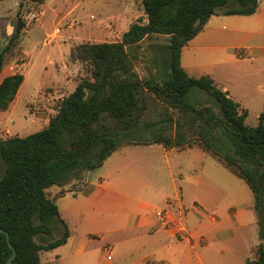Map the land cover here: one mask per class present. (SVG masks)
Listing matches in <instances>:
<instances>
[{"label": "trees", "instance_id": "obj_1", "mask_svg": "<svg viewBox=\"0 0 264 264\" xmlns=\"http://www.w3.org/2000/svg\"><path fill=\"white\" fill-rule=\"evenodd\" d=\"M142 3L146 22L131 24L119 41L84 43L70 50L71 61L90 62L93 80H80L44 128L0 140V229L13 247L0 232V264L11 256V264H41L40 251L63 245L69 230L47 189L70 178L77 181L124 143H157L178 150L197 145L242 179L252 194L260 240L246 264H264V102L257 123L248 125L247 110L226 90L209 75H189L180 61L183 46L210 16L251 15L258 0ZM154 33L169 35L167 61L158 64L156 76L142 80L129 50ZM8 48L0 51V71ZM22 82L21 73L1 80L0 111L9 107ZM194 89L205 101L191 99ZM147 94L173 108L178 118L165 108L158 122L143 124Z\"/></svg>", "mask_w": 264, "mask_h": 264}, {"label": "rangeland", "instance_id": "obj_2", "mask_svg": "<svg viewBox=\"0 0 264 264\" xmlns=\"http://www.w3.org/2000/svg\"><path fill=\"white\" fill-rule=\"evenodd\" d=\"M135 22H146L142 0H42L41 2L0 0V51L9 45L4 54L0 79L14 73L23 75L17 96L6 110L0 111V140L14 135L25 136L44 128L57 112L61 99L69 94L80 80H93L90 62L71 61L69 59L71 49L84 43L119 41L122 34ZM168 41L169 35L154 33L131 47L129 55L140 79L145 80L157 75L158 64L167 61ZM198 54L201 53L196 55ZM187 58L185 51L182 58L184 65H188ZM196 58L203 62L201 55H198L192 58V63ZM218 62L215 60L210 64L209 76L218 83V86L219 83H228L231 98H238L239 102L236 101L244 104L247 109L245 123L255 125L263 109L264 87L261 86H264V64L250 60ZM194 71L199 72L196 69ZM64 72H68L66 79ZM251 72L254 73L253 76H248L247 73ZM241 75L247 77L234 80ZM195 90L198 89L193 90L191 99L205 101L202 96L196 94ZM143 102L145 104L143 124L158 122L157 120L164 115L165 108L175 120L178 118V112L166 107L152 94H147ZM171 131L172 129L168 130L169 133ZM134 145L144 144H122L104 160L101 166L90 170L89 179L88 171H85L77 181L70 178L72 187L78 185L79 189H82L80 186L85 184L87 186L84 190L88 192L95 185L96 179L111 175L119 166L121 170L114 173L116 177L112 180H125L126 187L123 190L130 197L150 190L149 186H155L160 191L146 197L145 200L163 205L161 215L171 214L177 225L182 227L175 230L179 239L189 237L188 233L184 234L182 224L184 225L185 218L188 219L187 216L190 220L198 221L199 216L194 209H198L197 204L200 202L207 214L216 215L226 211L235 203L252 204V194L247 184L221 166L216 157L208 152L205 153L197 145L190 147L191 149L186 152H176L184 149L166 148L175 150L168 153V156L161 144L132 147ZM170 170L176 180L175 185L171 181ZM180 174L184 176L182 181L179 179ZM142 180L146 182L143 187ZM138 181L140 183H137ZM53 188L57 187L51 189ZM176 196L182 199L184 204L182 209L179 207L178 210L174 198ZM167 198L169 200L164 202ZM71 200V198L58 199L59 214L68 227L69 235L71 234L76 240L85 235L96 237L85 248V251L92 252L93 259L71 262L68 248L63 247L58 251L60 254L58 258L49 250L40 251L41 264H100L105 259V252L101 251L104 241H98V238L105 234L107 239L118 241L129 235L123 231L104 232L111 225L121 223L123 219L119 215L113 216L112 211L108 212V206L102 211H95L92 206L80 204V200H72V202ZM113 200L116 204L121 202V199ZM190 210L194 212L192 217L188 213ZM144 241L145 239L141 237L131 244L120 243L112 251L111 263L131 264L133 261H139L136 259L142 253V249L139 248L138 243L142 244Z\"/></svg>", "mask_w": 264, "mask_h": 264}, {"label": "crops", "instance_id": "obj_3", "mask_svg": "<svg viewBox=\"0 0 264 264\" xmlns=\"http://www.w3.org/2000/svg\"><path fill=\"white\" fill-rule=\"evenodd\" d=\"M185 51L188 56V65L182 63ZM227 51H231V53H227ZM199 52L201 54L198 55H201L203 62L196 58L195 62L192 63V58L198 57L196 54ZM202 53L204 56H202ZM215 60L219 61L218 63H223V61L244 62L250 60L264 64V0H258L257 9L251 15H224L219 13L210 16L203 29L194 38L189 40L181 50V65L192 76L209 75L208 68ZM64 66L67 67V64L64 63ZM194 69L199 72L194 71ZM253 72L247 73V75L253 76ZM67 73L64 72L65 79ZM244 77L247 76H237L234 80ZM3 78L0 79V82ZM227 84L219 83L218 86V83H216L219 88L226 90L230 96L231 91ZM234 98L235 101L237 100L239 102L238 98ZM239 105L246 109L244 104ZM150 145L153 144L134 145L132 147ZM162 149L166 156H168V153L175 151L164 147ZM190 149L189 147L176 152H186ZM218 163L223 166L220 162ZM116 170L120 171L121 168L118 166ZM117 171H112L109 176L104 175L96 179L95 185L88 192L84 190L87 185L82 184L80 186L82 189H79L78 185L72 187L70 182L62 186L53 185L46 191L56 205L58 199L71 198L73 201L80 200L79 203L82 205L94 207L95 211H102L105 206H108L107 211H112L113 216L119 215L123 217L121 223L111 225L104 232L123 231L129 235L125 239L111 241L105 237V234H102L98 238V241H104V245L101 246V251L105 252V259L100 264H112V251L120 243L125 242L131 244L141 237L145 239L142 244L141 242L138 243L140 246L138 247L142 249V253L136 259L139 261H133L131 264H149L151 262L156 264H246L247 259L254 257L253 250L259 244L260 240L258 238V224L253 207V198L252 204L235 203L226 211L220 212L219 215L207 214L205 207L200 202L197 204L198 209H194V212L199 216L198 221L190 220L187 216L188 219L185 218L184 225L182 224L185 230L184 234L188 233L189 237L186 236L179 239L176 236L175 230L181 226L177 225V221L172 219L171 214L166 213L167 219L162 220L159 218V213H161V207L163 205L145 200L146 197L160 193V191L155 186H149L150 190L146 192L142 191L140 194L130 197L123 190L126 187L125 180H112V178L116 177L114 173ZM178 172L180 173V171ZM199 175H201L200 170ZM170 178L173 185H175L176 180L171 170ZM179 179H181L180 181L184 180V176L180 174ZM137 183H140V181ZM145 183L143 181L142 187ZM54 186L57 188H53L52 190L51 188ZM174 198L176 199L175 203L178 206V210L179 207L182 209L184 207L182 199L180 200L178 196ZM113 199H121V202L116 204ZM123 199H126L128 202ZM167 200L169 199H164V202ZM81 208L85 209L88 207ZM192 212V210L188 212L190 213L188 215L191 217L193 215ZM95 239L96 237L94 235H85L76 240L70 234L63 245L49 251L55 253L54 255L58 258L60 256L58 254L59 249L63 247L68 248V255L71 262L93 259L92 252L85 251V248ZM107 248L109 251H107ZM108 255L110 256L109 258Z\"/></svg>", "mask_w": 264, "mask_h": 264}, {"label": "water", "instance_id": "obj_4", "mask_svg": "<svg viewBox=\"0 0 264 264\" xmlns=\"http://www.w3.org/2000/svg\"><path fill=\"white\" fill-rule=\"evenodd\" d=\"M89 176H90V171H88V174H87V178H88V179H89ZM0 232L4 233V234L6 235V240H7V242H8V245L13 249L11 243L9 242V235H8V233H7L5 230H3V229H0ZM14 254H15V253H14ZM14 254H13V255H14ZM12 257H13V256H11L10 258H8V260H7V264H11L10 260H11Z\"/></svg>", "mask_w": 264, "mask_h": 264}, {"label": "built area", "instance_id": "obj_5", "mask_svg": "<svg viewBox=\"0 0 264 264\" xmlns=\"http://www.w3.org/2000/svg\"><path fill=\"white\" fill-rule=\"evenodd\" d=\"M159 218H161L162 220H166L167 218H166V213L165 214H163V215H161V213H159ZM160 219V220H161ZM178 229H182L181 227H178ZM108 257H110V256H108Z\"/></svg>", "mask_w": 264, "mask_h": 264}]
</instances>
